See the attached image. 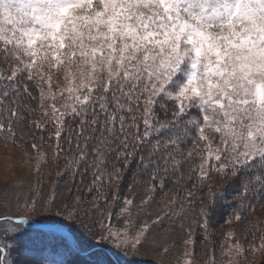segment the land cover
<instances>
[{"label": "snow or ice", "instance_id": "obj_1", "mask_svg": "<svg viewBox=\"0 0 264 264\" xmlns=\"http://www.w3.org/2000/svg\"><path fill=\"white\" fill-rule=\"evenodd\" d=\"M53 69L65 72L64 87L53 84ZM34 89L39 90L43 113L30 126L48 131L49 140L48 125L55 130L53 162L64 153L58 179L69 170L73 178L90 171L87 190L98 193L92 207L101 219L93 224L79 220L81 209L67 204L53 211L58 203L54 194L25 200V210L60 216L97 245L110 244L128 256L129 248L147 242L152 224L183 216L191 208L196 184L183 189L186 197L179 210L173 196L155 219L145 221L135 235L129 232L131 208L155 199L157 188L163 191L181 164H191L187 179L198 176L201 186L212 172L224 180L243 175L241 190L231 199L210 186L200 219L180 224L188 233L185 264H195L188 257L197 228L209 249L205 264H217L211 248L213 209L218 202L231 206L239 201L232 209L239 220L249 194L259 199L264 193V0H0V138H14L24 119L22 107L30 114L35 111L23 103L36 100ZM189 143L192 147L186 149ZM45 155L40 161L47 163ZM125 172L132 174L129 193L141 183V173H150L149 186L140 206L134 194L123 198L117 219H129L118 228L111 217L121 200ZM183 179L181 174L174 182ZM32 219L14 213L8 200L0 204V264H17L18 258L32 264L28 242L17 239ZM59 240L73 252L67 237ZM221 247L223 254L235 253L228 264H237L244 254L239 241L227 250ZM80 250L83 245L77 243L75 254ZM51 264L66 261L53 258Z\"/></svg>", "mask_w": 264, "mask_h": 264}, {"label": "rangeland", "instance_id": "obj_2", "mask_svg": "<svg viewBox=\"0 0 264 264\" xmlns=\"http://www.w3.org/2000/svg\"><path fill=\"white\" fill-rule=\"evenodd\" d=\"M53 73V84L59 85L60 87L65 86V72L57 71L55 69L52 70ZM47 79V77H45ZM45 90H47V85H45ZM54 91H59L58 88H54ZM37 95L36 98L39 99V90H36ZM42 118V115H41ZM41 118L35 119V121L41 120ZM35 130H41V133H37L36 136L43 137V135H49L48 131H43V129H37L35 125H32ZM7 134V133H6ZM19 134L15 133L13 139L4 140V142H0V204H3L5 200L10 201L12 210L14 213L22 214L26 217H33V219L44 222V221H59L66 224L69 228L74 231L78 238L87 241L90 245L96 246L97 244L92 240L88 239L84 236L81 229L75 224L70 223L64 220L60 216L55 215H35L33 212L25 210L23 207V202L27 200L28 202H32L33 198L39 194L40 198H48L51 195H55L58 203L54 205L53 211L56 208L60 207L62 204H67L69 207L77 206L81 209L80 215L77 217L79 220H83L89 224H93L94 221H98L101 219L99 214V210L92 207L93 197L97 196L98 193L93 189L91 192L87 190L89 184L91 183V177L89 178V183H83L76 181L79 179V175L74 178L70 175V170L64 172L60 178L58 179L57 173H60L62 169H64V164H61L55 168V171H51L52 160L51 158H47L48 155L52 154L54 151H46L39 148L38 143L33 140L30 147L24 145L22 142L24 141L23 136H18ZM35 135H31L32 139H36ZM36 144V148L33 149L32 145ZM46 154L44 159L47 160V163L40 161L41 154ZM39 162V169H36V165ZM81 167L80 170H82ZM213 173V172H212ZM55 179V180H54ZM71 180H75V184H69ZM58 181V182H57ZM65 182V183H64ZM220 187L221 184L226 183V180L220 179ZM77 184V185H76ZM84 187V185H86ZM71 185L72 189L68 195L62 194V189ZM77 186H80L77 187ZM54 187V192H53ZM70 187V188H71ZM132 191L127 195H124L120 190L121 200L117 202L116 207L112 212L111 223L114 224L118 228H124L125 221L129 218L127 216L117 219V213L120 211V208L123 206V199L125 196H129L130 198L134 194V203L136 206H140L141 202H137V196L144 195L146 196L144 191ZM74 191V192H73ZM81 191V195L76 194ZM94 192V193H93ZM90 197H87L89 196ZM17 196H19V200H17ZM77 197H79V203L77 204ZM145 198V197H144ZM112 196L111 193L108 194V200L111 201ZM39 202V199L38 201ZM21 206L17 208V204ZM167 203L158 202L156 205H152V201L148 204L144 205L143 208L140 207H132V217L130 219V223L128 225L129 232L132 235H135L136 232L141 230L142 225L145 221H151L155 219L157 215L160 214V210ZM100 210H102L105 214L108 212V208L105 206L103 201L99 202ZM181 203L175 202V207L179 210ZM200 209L201 203L197 202L192 204ZM219 205V202L217 203ZM157 208L156 210H149L144 208ZM194 208V207H193ZM219 211V210H218ZM213 213V212H212ZM229 214H232L230 212ZM230 223H226V219L222 218V228H223V239L221 242V246H223V250H227L230 245L235 244L237 241L240 242L244 250V254L240 256L237 260V264H264V248H261L260 245L262 243L263 231L262 226L264 228V205L256 208L254 211L246 215L245 217H241L239 220L235 219L234 214ZM195 215L192 213L190 209H188L183 216L177 218H168L165 217L162 223L152 224L150 230L147 232L148 240L147 242H142L137 246L135 250L129 248L128 251L131 253L128 256H123L122 263L125 264H185V244L184 240L187 238L188 233L184 230V228L180 227V224L183 223L187 226L191 223V220ZM187 217V218H185ZM195 219H200L195 218ZM221 224V223H220ZM260 233L258 236H254L252 234L246 236L245 238L241 237L244 234H248L249 225H256ZM262 224V226H261ZM95 227V225H94ZM212 232V228H211ZM231 232V238L228 237V233ZM40 233L38 232H30V237L28 234H24V237L21 235L17 237L18 240L27 241V247L30 249L28 253H33L36 250L37 244L46 241L53 243L52 240L39 239L35 241L34 237L38 236ZM172 235L173 239H169V236ZM195 239V238H194ZM199 239V237H198ZM200 240V244H203V238ZM72 241V238H70ZM76 240V239H75ZM172 240V241H170ZM182 241L183 245H174V243H178ZM196 241V240H195ZM77 242V241H76ZM74 243V240H73ZM171 248L169 249V245ZM164 245V246H162ZM195 243L192 246V254L188 257L189 259L194 260L195 264L197 261H200L196 254ZM219 247L217 250H212L214 255V259L217 261V264H228L229 260L235 256V253L223 254L222 247ZM167 247V251L164 249ZM253 247H255V251H252ZM180 251V252H179ZM63 249L58 247L56 250H52L50 248H45L41 255L46 257V260L51 262L50 257L55 256L56 259L66 260L67 257H71L72 253L66 252L63 255ZM54 254V256H52ZM209 258H205L204 264L206 260Z\"/></svg>", "mask_w": 264, "mask_h": 264}, {"label": "trees", "instance_id": "obj_3", "mask_svg": "<svg viewBox=\"0 0 264 264\" xmlns=\"http://www.w3.org/2000/svg\"><path fill=\"white\" fill-rule=\"evenodd\" d=\"M33 94L37 95L36 93V89L33 90ZM23 103H27L28 105L31 106V108L35 109L34 112H32L31 114L28 112L27 108L22 107L21 111L22 114L24 116L23 121L21 122L19 127H16L14 129L15 133L19 134L18 136H23L24 137V141L22 142L24 145L30 147V145L32 143L33 140H35L38 143V146L40 149L42 150H46V151H54L55 146H56V137H55V130L51 128V124L48 125V127L51 129L52 131V139H48L47 134L43 135V141L41 140L40 136H36L37 133H41V130H35L33 128V126L29 124L30 121H34L35 119L41 118V115L43 113V109L39 108L38 104H39V99L36 98V100H30V99H25L23 101ZM13 107H15V105H13ZM49 113L51 112V109H48ZM158 115L160 116L161 119H163V113L159 112L158 110ZM7 123V122H6ZM45 131V130H43ZM30 134L33 136H36V139H32L30 137ZM63 135H67V133H64ZM0 142H4L3 138H0ZM192 147L191 143H189L188 145L185 146V148H190ZM63 148L66 150L67 149V144L63 145ZM54 154V152H53ZM63 155L64 153H61V159L58 162H53L52 159V154L48 155L47 158H51L52 160V165H51V171H55V168L61 164H64V160H63ZM145 155H147V152H145ZM122 163V162H121ZM132 168H135V165H132ZM191 164L188 163H183L180 165L178 172L176 173V175L172 178H170L169 180H167L165 182V186L163 191L159 190V188H157V191L155 193V199L151 200L152 201V205H156L158 202H164L167 203L170 199L173 198V196L176 197L175 202L177 203H184V198L186 197V192L183 191V189H188V190H192V185L196 184L197 185V193L198 195L194 198L193 200V204L200 202L201 204H207L208 203V192H209V187L211 186L212 188H220L224 191L225 196L228 197L229 199H231L232 194L240 191L241 190V184H242V180L244 179L243 175L239 176V177H229V179L226 180V183L221 184L222 186L220 187V176L213 172L211 173V178L208 179L202 186L200 185L199 182V177L197 176L195 179L192 180H188L187 176L189 174V172L191 171ZM84 169H82L81 171H83ZM181 174L184 175L185 179L180 180L178 183L174 182V180L176 179V177L180 176ZM150 175V173H149ZM149 175H145L144 173H141L139 175V177H137L138 180L141 181L140 184L138 185H133L132 191H135V189H138L137 191H144L146 188H148L149 184H148V180H149ZM91 177L90 171L89 173H86L84 175L83 178H81L79 176V179H77L76 181L78 182H83V183H87L89 181V178ZM55 180V179H54ZM132 174L131 172H125L124 173V179L120 182V190L121 192H123L124 195H127L129 193V184L132 183ZM65 183V182H64ZM69 184H75V180H71L70 182H67ZM89 183V182H88ZM87 183V184H88ZM84 185L85 186H87ZM158 184V182H157ZM77 185V184H76ZM71 185H69L66 188L62 189V194L64 195H68V193H70V190L72 189ZM80 188V186H77ZM74 192V191H73ZM78 192V191H77ZM94 193V192H93ZM111 193V192H109ZM81 195V191H79L78 193ZM145 195V194H144ZM144 195H138L137 198V202H141L142 199H144ZM87 197H90L87 196ZM123 199V198H122ZM239 204V201H233L231 206H224V205H217V207L215 209H213V213L210 217V227L212 228V232H211V241H212V245L211 248L212 250H217L220 246H221V242L223 239V228L222 226V218H228L229 217V213L232 212L233 208H236ZM245 204L249 205L248 207H246V209L244 211H242L240 213V217H245L246 215H248L249 213H251L252 211H254L256 208L263 206L264 205V193L260 194L259 199H257L255 196H252L251 194H249V197L247 200H245ZM153 206H151L150 208H144V209H151V210H156L157 208H152ZM187 207V205H185ZM196 209V211H192V209ZM143 208V207H142ZM192 211V213L195 215V218H199V208L196 206H191V208H188ZM187 209V210H188ZM219 210V211H218ZM235 216V214H234ZM235 218V217H234ZM221 223V224H220ZM262 226V224H261ZM259 228L256 225H249L248 227V234H244L241 237L245 238L246 236L248 237V235L252 234L254 236H258L260 231L257 229ZM263 231V236H264V228L262 226ZM201 229L197 228L196 229V235H195V250H196V254L197 256H195L196 258L198 257V259L200 261H197V264H204L205 258L208 255L209 249L208 246H206L204 243L201 245L200 244V240L201 237L203 238V236L201 235ZM70 232L73 233V235L76 238L77 243H80L83 245V250L82 251L85 256H82L80 254H73L72 257L66 261V264H125L122 263V259L123 256L125 257V255H123V253L115 248H113L110 244H106V245H90L87 241H84L80 238L77 237V235L74 233V231H72L70 229ZM199 237V239H198ZM169 239H173L172 235L169 236ZM172 241V240H170ZM168 244V243H167ZM169 245V249L171 248V245ZM174 245H183L182 241L178 242V243H174ZM164 246V245H162ZM94 249V250H93ZM244 249V248H243ZM246 252V250H244ZM180 252V251H179ZM28 255V254H26ZM30 256V255H28ZM32 257V264H37L39 262V258L38 256L34 255V256H30ZM17 264H22V260L21 258L17 259Z\"/></svg>", "mask_w": 264, "mask_h": 264}]
</instances>
